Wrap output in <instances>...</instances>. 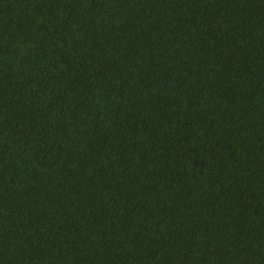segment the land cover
Wrapping results in <instances>:
<instances>
[{
	"label": "trees",
	"instance_id": "trees-1",
	"mask_svg": "<svg viewBox=\"0 0 264 264\" xmlns=\"http://www.w3.org/2000/svg\"><path fill=\"white\" fill-rule=\"evenodd\" d=\"M0 264H264V0H0Z\"/></svg>",
	"mask_w": 264,
	"mask_h": 264
}]
</instances>
